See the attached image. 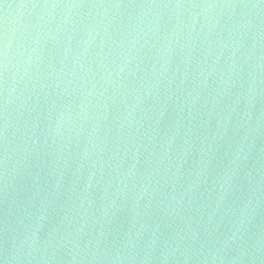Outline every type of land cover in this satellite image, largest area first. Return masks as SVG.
<instances>
[{
  "label": "water",
  "instance_id": "obj_1",
  "mask_svg": "<svg viewBox=\"0 0 264 264\" xmlns=\"http://www.w3.org/2000/svg\"><path fill=\"white\" fill-rule=\"evenodd\" d=\"M0 264H264V0H0Z\"/></svg>",
  "mask_w": 264,
  "mask_h": 264
}]
</instances>
